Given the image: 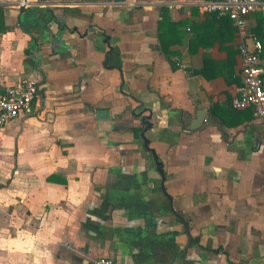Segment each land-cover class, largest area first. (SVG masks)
Returning a JSON list of instances; mask_svg holds the SVG:
<instances>
[{
  "label": "crops",
  "instance_id": "crops-1",
  "mask_svg": "<svg viewBox=\"0 0 264 264\" xmlns=\"http://www.w3.org/2000/svg\"><path fill=\"white\" fill-rule=\"evenodd\" d=\"M246 22L264 43V4ZM24 78L38 95L0 127V264H264V120L232 106L229 17L0 0V96Z\"/></svg>",
  "mask_w": 264,
  "mask_h": 264
},
{
  "label": "built area",
  "instance_id": "built-area-1",
  "mask_svg": "<svg viewBox=\"0 0 264 264\" xmlns=\"http://www.w3.org/2000/svg\"><path fill=\"white\" fill-rule=\"evenodd\" d=\"M180 4L203 5L219 16L232 21L237 49L241 59L242 86L232 101L235 109H250L254 116L264 120V46L248 30L246 18L264 4V0H178ZM134 5V1H129ZM38 83L24 78L6 87L0 96V127L18 118L38 95ZM92 264H116L110 258L95 259Z\"/></svg>",
  "mask_w": 264,
  "mask_h": 264
},
{
  "label": "water",
  "instance_id": "water-1",
  "mask_svg": "<svg viewBox=\"0 0 264 264\" xmlns=\"http://www.w3.org/2000/svg\"><path fill=\"white\" fill-rule=\"evenodd\" d=\"M25 7L24 6H22L21 8H20V14L22 15L23 13H25ZM142 118V121H143V124H145V130L144 131H146L147 129H148V127H150L151 126V124L149 123V117H147V116H143V117H141ZM199 120V119H198ZM143 137H144V133H143V135H142ZM145 142L147 143V140L145 139Z\"/></svg>",
  "mask_w": 264,
  "mask_h": 264
},
{
  "label": "trees",
  "instance_id": "trees-1",
  "mask_svg": "<svg viewBox=\"0 0 264 264\" xmlns=\"http://www.w3.org/2000/svg\"><path fill=\"white\" fill-rule=\"evenodd\" d=\"M263 43V42H262ZM263 45H264V43H263ZM110 63V62H109ZM109 65V64H108ZM110 66V65H109Z\"/></svg>",
  "mask_w": 264,
  "mask_h": 264
}]
</instances>
